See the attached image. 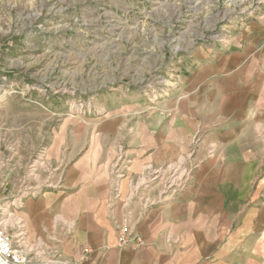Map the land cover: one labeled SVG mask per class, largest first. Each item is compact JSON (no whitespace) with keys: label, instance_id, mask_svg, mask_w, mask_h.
<instances>
[{"label":"crops","instance_id":"crops-1","mask_svg":"<svg viewBox=\"0 0 264 264\" xmlns=\"http://www.w3.org/2000/svg\"><path fill=\"white\" fill-rule=\"evenodd\" d=\"M228 45L189 55L160 111L122 92L93 127L64 116L50 134L46 120L49 161L67 165L61 189L25 200L28 238L72 264H264V13ZM24 141L14 185L37 148L27 153ZM160 169L190 171L188 186L166 194L151 176ZM127 221L137 248L118 246Z\"/></svg>","mask_w":264,"mask_h":264},{"label":"rangeland","instance_id":"rangeland-1","mask_svg":"<svg viewBox=\"0 0 264 264\" xmlns=\"http://www.w3.org/2000/svg\"><path fill=\"white\" fill-rule=\"evenodd\" d=\"M253 2L0 0V134L6 139L2 144L13 142L20 152L18 140H25L27 153L37 147L17 172L22 176L38 151L47 148L42 135L48 130L52 134L64 116L80 117L83 129L106 121L111 117L108 97L115 94L134 92L149 110L160 111L161 103L179 89L187 57L217 45L225 30L236 33L241 22L237 19L232 25L229 19L255 9L258 3ZM172 74L174 80L169 78ZM164 81L173 85L165 87ZM164 92L169 96L162 97ZM46 120L48 130L42 126ZM3 156L9 151L3 150ZM117 160L115 177L120 179L126 168L118 173L127 160L124 151ZM47 163L51 173L41 169L43 180L62 177L64 182L67 164L53 165L48 155ZM177 173L189 175L172 188V171L160 169L151 176L172 194L184 190L192 175L184 169ZM49 190L57 189L44 192Z\"/></svg>","mask_w":264,"mask_h":264},{"label":"built area","instance_id":"built-area-1","mask_svg":"<svg viewBox=\"0 0 264 264\" xmlns=\"http://www.w3.org/2000/svg\"><path fill=\"white\" fill-rule=\"evenodd\" d=\"M253 3H258L255 9L251 8L247 10V12L246 10H242L240 17L237 15L229 19L230 22H234L232 25H237V19H239L238 23L241 22V26L256 19L258 14L264 13V0H258V2L254 0ZM244 16L246 18H241ZM219 36L216 40L218 44L228 47L230 40L234 38V33L225 30ZM169 78L170 80H174L176 76L172 74ZM164 85L168 87L172 86L173 83H171V81H164ZM165 92L163 95L161 94L162 97L169 96L168 93ZM5 145L0 148V264H72V262L64 258L61 253L54 251L51 245L45 240L37 239L31 241L28 238L25 220L20 215V211L24 208L26 199L36 197V195L43 193L45 188L59 189L63 187L61 185L63 184L62 177L56 181H50L49 179L43 180V177L39 173L41 169H44L49 174L51 173L49 164H46L48 148L43 147L38 151L35 159L25 166L26 168L22 176L20 175L19 183L14 185L11 182V174L15 170V164L13 165V163H15L14 160L19 151L17 146L13 147V142L8 146ZM3 150L9 151L8 157L3 156ZM210 155H213V151H211ZM39 161L43 163L40 166L37 165ZM173 173L169 188L175 187V184L182 181L181 179L184 180L189 175H180L177 173L175 177L176 171L174 170ZM172 181L174 182L172 183ZM186 181H188V179H186ZM32 183H34V185ZM11 190H13V193ZM177 193L179 192L176 190L171 194L172 197H175ZM166 194L170 193L166 192ZM51 239L53 240V238ZM141 244V238L131 230L130 222L127 221L119 229V248H137ZM85 251L88 252L89 249H85Z\"/></svg>","mask_w":264,"mask_h":264},{"label":"bare ground","instance_id":"bare-ground-1","mask_svg":"<svg viewBox=\"0 0 264 264\" xmlns=\"http://www.w3.org/2000/svg\"><path fill=\"white\" fill-rule=\"evenodd\" d=\"M43 163H41L40 161L37 163L38 166L42 165ZM177 172V171H176ZM177 176V174H175V177ZM174 181H172L173 183Z\"/></svg>","mask_w":264,"mask_h":264}]
</instances>
